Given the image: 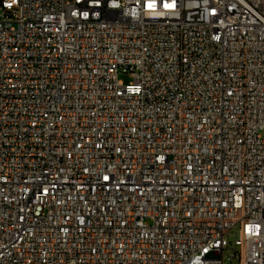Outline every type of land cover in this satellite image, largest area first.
Wrapping results in <instances>:
<instances>
[{"label": "built area", "instance_id": "built-area-1", "mask_svg": "<svg viewBox=\"0 0 264 264\" xmlns=\"http://www.w3.org/2000/svg\"><path fill=\"white\" fill-rule=\"evenodd\" d=\"M0 264H264V0H0Z\"/></svg>", "mask_w": 264, "mask_h": 264}, {"label": "rangeland", "instance_id": "rangeland-1", "mask_svg": "<svg viewBox=\"0 0 264 264\" xmlns=\"http://www.w3.org/2000/svg\"><path fill=\"white\" fill-rule=\"evenodd\" d=\"M119 79H120L121 81H123L125 84H129V83L132 82V78H131L129 75H127V74H121L120 77H119ZM234 240H235V237H234V236H231V237L229 238V242H230L231 244L234 243Z\"/></svg>", "mask_w": 264, "mask_h": 264}]
</instances>
